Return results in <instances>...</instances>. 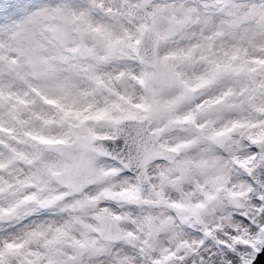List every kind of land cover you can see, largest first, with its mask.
Instances as JSON below:
<instances>
[{"label":"snow or ice","instance_id":"obj_1","mask_svg":"<svg viewBox=\"0 0 264 264\" xmlns=\"http://www.w3.org/2000/svg\"><path fill=\"white\" fill-rule=\"evenodd\" d=\"M264 0H0V264H264Z\"/></svg>","mask_w":264,"mask_h":264},{"label":"water","instance_id":"obj_2","mask_svg":"<svg viewBox=\"0 0 264 264\" xmlns=\"http://www.w3.org/2000/svg\"><path fill=\"white\" fill-rule=\"evenodd\" d=\"M261 261L264 262V257H261Z\"/></svg>","mask_w":264,"mask_h":264}]
</instances>
